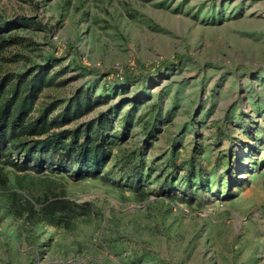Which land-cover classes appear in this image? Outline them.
I'll list each match as a JSON object with an SVG mask.
<instances>
[{
  "label": "rangeland",
  "instance_id": "obj_1",
  "mask_svg": "<svg viewBox=\"0 0 264 264\" xmlns=\"http://www.w3.org/2000/svg\"><path fill=\"white\" fill-rule=\"evenodd\" d=\"M0 15L25 40L0 65L65 70L40 102L91 90L107 101L79 124L105 113L116 142L96 177L5 167L0 264H264V0H0ZM62 191L90 210L69 227L9 197Z\"/></svg>",
  "mask_w": 264,
  "mask_h": 264
},
{
  "label": "trees",
  "instance_id": "obj_2",
  "mask_svg": "<svg viewBox=\"0 0 264 264\" xmlns=\"http://www.w3.org/2000/svg\"><path fill=\"white\" fill-rule=\"evenodd\" d=\"M15 21L16 27L29 28L34 24L29 17H19ZM13 23L0 15V61H16L22 58L19 53L4 58L5 52L23 45L25 41L19 35L11 34ZM167 64L168 62L164 66ZM54 65L50 62L30 66L17 73L0 65L2 189H8L10 185L4 173L5 167L21 173L32 171L40 174L45 171L46 163L49 164L50 172H55L58 167L70 169L77 166L78 170L73 175L81 180L100 175L110 163L108 147L116 142L108 138V133L114 130V122L107 114L99 113L95 118L79 124L82 118L95 112L98 105L107 99L94 96L89 89H81L67 101L48 97L45 102H40L45 92L63 89L70 81L62 79L66 71H56ZM125 83L124 79L117 80L115 85L121 87ZM14 155L23 157V160L14 158ZM143 165L142 162L132 164V160L127 159L124 160L122 171L138 178ZM9 197L17 214L22 215L16 204L22 198L25 211L31 218L52 226L69 227L90 212L88 205L69 199L64 191L53 195L50 192L41 198L31 196V199L12 192Z\"/></svg>",
  "mask_w": 264,
  "mask_h": 264
},
{
  "label": "built area",
  "instance_id": "obj_3",
  "mask_svg": "<svg viewBox=\"0 0 264 264\" xmlns=\"http://www.w3.org/2000/svg\"><path fill=\"white\" fill-rule=\"evenodd\" d=\"M59 50H61V51H59L58 54H60L62 52V49H59ZM117 76H120L119 73L117 74Z\"/></svg>",
  "mask_w": 264,
  "mask_h": 264
}]
</instances>
